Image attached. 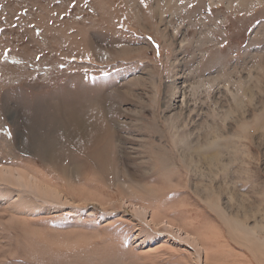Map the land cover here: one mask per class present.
Instances as JSON below:
<instances>
[{"label":"rangeland","instance_id":"obj_1","mask_svg":"<svg viewBox=\"0 0 264 264\" xmlns=\"http://www.w3.org/2000/svg\"><path fill=\"white\" fill-rule=\"evenodd\" d=\"M2 167L0 264H264V0H0Z\"/></svg>","mask_w":264,"mask_h":264},{"label":"bare ground","instance_id":"obj_2","mask_svg":"<svg viewBox=\"0 0 264 264\" xmlns=\"http://www.w3.org/2000/svg\"><path fill=\"white\" fill-rule=\"evenodd\" d=\"M103 111H104V109H103ZM104 113L107 114V112H103V114ZM79 120L81 122H79ZM79 120H74L73 121L74 124H76L77 128H75V130H73L72 133H70L71 129H70V131H68V135L70 137L69 141H71V144L72 145L74 144V146L78 145L79 143H81V144L86 143L88 137H90V134L97 132L99 130V127H100V125L98 123L94 124V122H92V121L84 120V122H83L81 119H79ZM51 145L53 147H49V146L46 147V149H48V150L45 151L44 155L45 156L47 155V157H48V155L51 152L50 149H54V145L53 144H51ZM22 188L26 189V190H31L34 193L37 192V194L39 196H49L50 195L51 197H53L52 195H53V193H55V191H53V190L49 191L48 188L41 186L38 183V181L30 178L27 174H25L23 172H20L18 170L8 169L6 167L5 168H3V167L0 168V189H2L3 194H5L7 196L14 195L16 197L15 202L16 201L20 202L24 198V195H23L24 193H23ZM39 190H40V192H38ZM41 190L45 191V192H43V194H42ZM55 194H54V196H55ZM34 196H35V194H34ZM4 197H6V196H4ZM23 201H25V200H23ZM66 204H69L68 205V208H69L70 203L67 202ZM135 239L139 241V245L138 246H141V245H144L146 243V240L148 238H144V237H142L140 235H137V237ZM181 241H185V243L188 244L190 241L192 242V237H190V235H188V234H185L184 238H182Z\"/></svg>","mask_w":264,"mask_h":264},{"label":"snow or ice","instance_id":"obj_3","mask_svg":"<svg viewBox=\"0 0 264 264\" xmlns=\"http://www.w3.org/2000/svg\"><path fill=\"white\" fill-rule=\"evenodd\" d=\"M141 2L143 3V0H141Z\"/></svg>","mask_w":264,"mask_h":264}]
</instances>
